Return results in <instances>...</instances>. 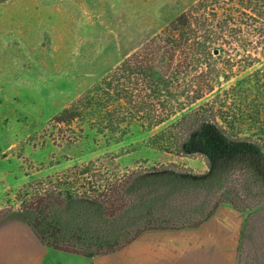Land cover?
I'll list each match as a JSON object with an SVG mask.
<instances>
[{"label":"trees","instance_id":"16d2710c","mask_svg":"<svg viewBox=\"0 0 264 264\" xmlns=\"http://www.w3.org/2000/svg\"><path fill=\"white\" fill-rule=\"evenodd\" d=\"M86 116L114 142L132 125L155 129L147 146L171 160L123 170L105 156L24 184L16 213L42 244L113 254L229 205L246 213L236 264H264V0L195 1L53 122Z\"/></svg>","mask_w":264,"mask_h":264},{"label":"rangeland","instance_id":"374dc122","mask_svg":"<svg viewBox=\"0 0 264 264\" xmlns=\"http://www.w3.org/2000/svg\"><path fill=\"white\" fill-rule=\"evenodd\" d=\"M195 1L8 0L0 4V216L12 209L3 220L20 219L16 193L24 184L72 165L107 156L115 157V164L124 170L171 160L147 146L155 129L132 125L120 142H114L93 130L89 116L62 127L53 118ZM188 164L195 170L203 168L197 161ZM214 217L217 223L196 232L201 241L199 264H231L232 255L236 264L246 213L222 205Z\"/></svg>","mask_w":264,"mask_h":264},{"label":"crops","instance_id":"0c3cea01","mask_svg":"<svg viewBox=\"0 0 264 264\" xmlns=\"http://www.w3.org/2000/svg\"><path fill=\"white\" fill-rule=\"evenodd\" d=\"M217 221L211 217L196 229L148 231L116 253L85 257L47 247L21 219H6L0 222V264H199L196 232Z\"/></svg>","mask_w":264,"mask_h":264}]
</instances>
